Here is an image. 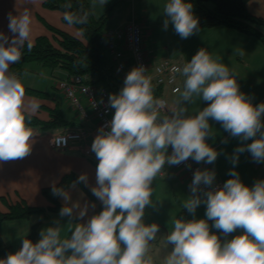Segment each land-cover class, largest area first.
Listing matches in <instances>:
<instances>
[{
    "label": "clouds",
    "instance_id": "1",
    "mask_svg": "<svg viewBox=\"0 0 264 264\" xmlns=\"http://www.w3.org/2000/svg\"><path fill=\"white\" fill-rule=\"evenodd\" d=\"M98 3L104 6L107 0ZM193 9L191 0H167L163 29L171 24L181 39L199 32ZM64 20L83 24L87 14L66 13ZM31 23L27 10L9 13L8 32L0 31V162L23 159L32 152L35 133L29 123L38 104L26 98L22 80L10 71L22 60L25 48L33 47ZM145 71L142 65L133 67L120 91L108 96L114 115L91 144L98 161L95 184L89 185L84 172L69 186L72 191L81 183L90 186L102 210L89 215L95 203L81 206L69 190L53 183L52 194L64 202L58 218L40 231L38 241L22 239L21 247L0 264H151L149 247L160 232L157 223L144 220L145 209L156 204L153 182L166 165L178 166L189 159L209 165L217 161L221 152L208 143L216 135L210 121L240 141L226 157L233 165L230 178L215 186L214 169L194 171L182 204L193 218L172 221L166 237L172 247L165 264H264V179L246 185L235 167L244 152L264 163V102L254 104L240 90L235 71L201 48L182 68H173L184 77L183 90L177 89L179 99L161 115L165 102L154 97ZM197 98L206 106L189 115L186 105ZM54 143L60 146L66 140ZM201 205L206 206L205 217L198 219L195 213ZM64 218L74 223L68 238L61 237ZM237 230L240 234L229 239Z\"/></svg>",
    "mask_w": 264,
    "mask_h": 264
},
{
    "label": "crops",
    "instance_id": "2",
    "mask_svg": "<svg viewBox=\"0 0 264 264\" xmlns=\"http://www.w3.org/2000/svg\"><path fill=\"white\" fill-rule=\"evenodd\" d=\"M45 0H0V31L8 32V15L9 13L15 15L17 13L27 10L31 16V37L32 41L40 35H49V28L45 22L61 28L75 36H78L77 29H72V25H67L63 21L62 13L59 10H53L44 7ZM92 4L93 11L96 16H101V11L104 9H115L122 5L125 0H107V3L102 6L98 3V0H89ZM127 1V0H126ZM138 1V0H137ZM142 3L149 9L163 8V5L167 0H141ZM251 13L264 18V0H250L247 4ZM128 21L122 22L119 25L125 24ZM108 26L105 29V40H107L106 33L111 29L119 26ZM264 34V27L260 28ZM170 30L176 36L175 40L182 43L180 53L175 55L177 62L187 63L191 60L192 56L201 48L207 50L213 58H219V62L225 64L230 69L234 70L238 75L237 80L240 84V90L245 94H248L253 98L254 104L264 102V42L259 38L239 32L235 29L225 27H213L193 34L187 39H181L178 34L175 33L173 26L170 24ZM145 39L148 40L149 34L144 31ZM130 55L127 54V57ZM165 56L151 57L154 62H159L164 59ZM131 60L130 58H128ZM175 61V60H174ZM42 66V65H41ZM44 67V66H43ZM46 68V67H44ZM11 71V70H10ZM31 71V70H30ZM29 72V71H28ZM51 79L55 82L57 79H65L67 76L63 71L51 72ZM27 74V73H26ZM26 76V75H24ZM24 78V77H23ZM22 83L25 86H30L27 82ZM184 77L179 76L178 84L183 90ZM47 92V89L41 87H33ZM57 91L60 90L54 87ZM64 99L67 101L69 107H67L68 113L63 108L60 99L52 95L51 98L42 100L31 96L25 92V96L28 100H34L38 105L46 104L49 106H55L58 102L62 108L65 116L78 122V124L56 131H42L38 128L32 127L34 130V137L32 140V152L29 156L8 162H0V208L6 209L2 197L6 196L10 201H16L19 198H24L31 205L47 206L49 201L42 193V188L45 186L57 184L61 178L69 173L75 172L78 175L81 173H88L89 185L95 184V171L98 161L95 158V154L91 151V144L98 134L96 132L97 119L94 116L91 108L87 105L86 100L82 98L83 105L86 108L88 114L87 118H84L79 109L75 107L70 100L66 97L63 91ZM172 108L175 105L177 99H179V93L173 94L169 89H164L163 93ZM206 106V102L199 100L198 98L194 103L187 104L189 115H195L200 109ZM39 115L42 118H48V113L43 109L37 110L33 113ZM216 135L214 138L209 139L214 148L221 152L217 161L214 164L200 165L204 168L214 169L216 172L215 185L222 186L223 183L229 179V170L233 168L229 159L226 157L233 153V150L240 145L238 138H232L229 133L225 132L221 125L210 121ZM85 128L94 131L92 136L86 141H79L73 143L70 148L66 150H58L53 145V137L55 133ZM227 139V143H225ZM251 141H248L250 143ZM254 162L251 155L248 152H244L239 157V162L235 166L236 171L241 173L245 170L247 174L251 169ZM259 166L264 168V163H260ZM256 168V167H255ZM165 179L170 180L172 177H178L182 182L185 175L179 173L174 166H165ZM167 173V175H166ZM244 174V175H245ZM185 179H188L185 176ZM241 179V177H240ZM242 180V179H241ZM189 181V179H188ZM190 182V181H189ZM90 186H86L90 190ZM66 190L70 191L72 200L78 202L83 206L85 202L95 203L96 208L89 210V215L94 212L101 211V203L94 196H90L80 185L77 186V190H71L70 187ZM61 202L64 204L62 198ZM59 213H53L49 217H43L35 215L30 219H21L14 221H6L0 224V232L6 240L5 242L12 246V252L17 251L21 247L22 239L31 231L34 224L39 223L40 230L52 224V222L58 218ZM61 237L68 238L71 235V230L74 227V223L68 221L67 218L60 223ZM10 235V240L6 237Z\"/></svg>",
    "mask_w": 264,
    "mask_h": 264
},
{
    "label": "trees",
    "instance_id": "3",
    "mask_svg": "<svg viewBox=\"0 0 264 264\" xmlns=\"http://www.w3.org/2000/svg\"><path fill=\"white\" fill-rule=\"evenodd\" d=\"M250 0H191L194 5V13L199 18L200 30L225 27L235 29L239 32L255 36L264 42V34L261 27H264V18L251 13L248 9ZM44 7L59 10L64 15L75 13L79 16L87 14V20L83 24H76L81 36H75L61 28L55 27L47 22L49 35H40L33 40L31 51L24 50L23 58L18 64L10 66L20 79L30 71L32 64L38 63L46 68L61 70L67 76L90 75V83L97 87L108 88L112 93H118L123 86L122 81L116 75L107 50L105 40V29L110 17L111 9L96 16L89 0H45ZM68 24V23H67ZM123 25V24H122ZM120 26V25H119ZM153 95L155 98L164 93L162 85L151 81ZM25 92L36 98L45 100L51 98V93L37 88L25 86ZM39 110L48 113V118L32 114L29 123L30 127L42 131H56L74 126L78 122L68 119L62 111L59 103L55 106L46 104L38 105ZM79 175L75 172L65 174L56 184L69 188L72 181ZM90 196L91 191L83 184H79ZM52 185L42 188V193L49 201L47 206L31 205L24 198L10 201L6 196L2 197L6 209L0 208V224L6 221L30 219L35 215L49 217L53 213H59L64 205L60 197L54 196L51 192ZM102 210V207L100 208ZM39 223L32 226L31 231L24 237L38 241L40 238ZM12 253V246L7 244L0 232V259Z\"/></svg>",
    "mask_w": 264,
    "mask_h": 264
},
{
    "label": "rangeland",
    "instance_id": "4",
    "mask_svg": "<svg viewBox=\"0 0 264 264\" xmlns=\"http://www.w3.org/2000/svg\"><path fill=\"white\" fill-rule=\"evenodd\" d=\"M108 9L101 11V14L107 12ZM163 8H153L149 9L146 7L141 0H125L122 5L115 9H111L110 17L107 22L106 27L119 25L122 22L130 21L135 18L138 20L144 31H146L149 36L148 40L145 39V33L143 35V46L145 52L150 56L155 58L156 56H165V58L170 60H178L175 58L176 54H179L181 49V44L175 40L176 36L170 30V24L167 30L163 29L164 15ZM69 25V24H67ZM72 29H77L78 36H81L79 29L72 25ZM31 71L27 72L24 76L23 81L31 84L32 87L45 88L52 92V95L60 99L61 104L65 111L69 107L67 101L64 99L63 94L60 90H56L57 80L51 79V69L44 68L38 63L32 64L30 66ZM58 72L57 70H55ZM260 163H255L252 165L251 169L248 170L247 174L245 170H242L240 177L242 181L249 186H252L256 180L264 179V168L259 166ZM256 167V168H255ZM245 174V175H244ZM184 179L182 182L179 181L178 177H172L170 180L164 177L157 176L153 182V195L152 200L155 207L149 206L145 209V223L151 224L153 222L160 226V232L157 233L156 239L151 242L148 258L151 260V264H165V258L171 252V245L167 244L166 237L169 231L172 230V221L176 218L183 217L184 219H192V215L183 209L182 204L187 195L189 194L190 182L188 179ZM206 206L201 205L197 208L195 217L204 218L205 217ZM211 226L212 222L209 221ZM212 231L217 232L216 229ZM241 230L231 234L228 238H232L237 234H240ZM223 240V234L217 232ZM10 240V235L6 237ZM5 239V238H4ZM6 241V240H5Z\"/></svg>",
    "mask_w": 264,
    "mask_h": 264
},
{
    "label": "built area",
    "instance_id": "5",
    "mask_svg": "<svg viewBox=\"0 0 264 264\" xmlns=\"http://www.w3.org/2000/svg\"><path fill=\"white\" fill-rule=\"evenodd\" d=\"M107 50L111 56L114 71L120 78L122 83L126 74L136 66L142 65L146 71L145 75L158 85H162L164 89H169L171 93L177 94V89H181L178 84L179 72H173V68H182L184 63H180L167 58L159 62H154L151 57L145 52L143 46V26L135 18L126 22L123 25L117 26L106 33ZM127 54L130 55L127 57ZM130 58L131 60H129ZM90 75H73L65 79L57 80V88L64 92L70 102L79 109L84 118L88 117L86 108L83 105L82 98L86 100L87 105L91 108L97 119L96 132L101 126H107V123L114 115V109L108 105V96L112 92L105 87H97L89 81ZM159 99L165 102L166 108L162 110L161 115L165 114L170 109L169 102L164 94L158 96ZM94 131L85 128L66 130L54 134L53 145L58 150H66L73 143L86 141L92 136ZM64 138L66 143L57 146L54 141ZM169 153L171 148H169ZM188 165H191L189 168ZM174 168L181 174L185 175L190 183L193 178V173L197 168L203 169L200 164L189 159L185 163H181ZM165 171H162L158 176L163 177ZM220 186V185H215Z\"/></svg>",
    "mask_w": 264,
    "mask_h": 264
}]
</instances>
